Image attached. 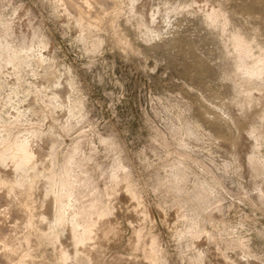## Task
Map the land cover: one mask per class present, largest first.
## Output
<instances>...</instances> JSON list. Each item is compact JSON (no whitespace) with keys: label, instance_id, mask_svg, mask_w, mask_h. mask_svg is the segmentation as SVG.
<instances>
[{"label":"rangeland","instance_id":"rangeland-1","mask_svg":"<svg viewBox=\"0 0 264 264\" xmlns=\"http://www.w3.org/2000/svg\"><path fill=\"white\" fill-rule=\"evenodd\" d=\"M118 263L264 264V0H0V264Z\"/></svg>","mask_w":264,"mask_h":264},{"label":"bare ground","instance_id":"bare-ground-1","mask_svg":"<svg viewBox=\"0 0 264 264\" xmlns=\"http://www.w3.org/2000/svg\"><path fill=\"white\" fill-rule=\"evenodd\" d=\"M72 3V2H71ZM75 7V6H74ZM79 7V6H78ZM77 8V7H76ZM85 7H83L84 9ZM98 8V7H97ZM79 9V8H78ZM81 9V8H80ZM89 9V8H88ZM77 10V9H76ZM87 11V10H86ZM79 14L78 15V22H82L83 18L85 19V13L83 12V10L79 11L78 12ZM88 14V13H87ZM91 16V15H90ZM93 16V15H92ZM77 17V16H76ZM89 17V15H88ZM87 18V17H86ZM96 19L98 17H95ZM90 19V18H88ZM87 20V19H86ZM91 21V20H90ZM84 22V20H83ZM88 22V21H86ZM3 156H7V158L13 163V166L16 170H20L22 168H24L31 160V156H32V151L28 148V146L26 144H19V145H15V146H9L7 148H5V150L3 151L2 153ZM23 189H26V191L29 190V187H26V188H23ZM21 189V190H23ZM29 192V191H28ZM26 195V194H25ZM60 201V197L59 196H54L53 197V202L54 203H58ZM55 220L57 223H60L61 220H62V215H61V212L56 211L55 213ZM104 226V223L102 224L101 227ZM105 229V228H103ZM102 229V230H103ZM100 231V230H99ZM102 234V233H101ZM86 235H90V233H86ZM103 236V234H102ZM101 238V237H100ZM99 238V239H100ZM82 239V238H81ZM82 243L81 245L84 244L85 242V239L83 240L82 239ZM86 252V251H85ZM87 255V253H86ZM119 264V263H118Z\"/></svg>","mask_w":264,"mask_h":264}]
</instances>
